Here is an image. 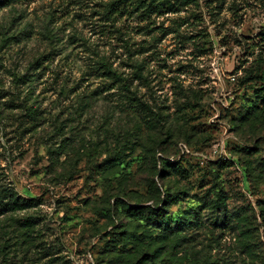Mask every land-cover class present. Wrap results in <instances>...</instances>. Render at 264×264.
Wrapping results in <instances>:
<instances>
[{"label":"rangeland","instance_id":"obj_1","mask_svg":"<svg viewBox=\"0 0 264 264\" xmlns=\"http://www.w3.org/2000/svg\"><path fill=\"white\" fill-rule=\"evenodd\" d=\"M103 55L134 98L94 70ZM96 91L79 106L77 95ZM258 95L264 0H0V183L37 203V257L15 264H116L108 246L129 251L133 232L152 241L159 220L198 211L182 264H264ZM111 132L129 133L124 162L107 170L112 158L99 150L86 162ZM61 146L53 165L48 149ZM70 149L80 161L65 180ZM162 180L190 194L154 215L147 208L157 187L162 206ZM152 257L140 264H168Z\"/></svg>","mask_w":264,"mask_h":264},{"label":"trees","instance_id":"obj_2","mask_svg":"<svg viewBox=\"0 0 264 264\" xmlns=\"http://www.w3.org/2000/svg\"><path fill=\"white\" fill-rule=\"evenodd\" d=\"M176 1L185 2L186 0ZM166 2L171 5L170 1ZM93 64L94 70L97 71L100 76L106 78L107 81H111V84H114L117 90H124L129 92V94H132L133 98L135 97L133 90L130 89L129 79L124 76V73H121L116 67H114L105 55L100 56L97 60H94ZM29 81L33 82L34 80L30 78L27 82ZM31 85L32 84H28V89L31 88ZM103 90L108 91L110 88L105 86ZM96 94H98L97 91L92 92L90 95H77V97L80 98L78 100L79 106H89L91 97ZM258 97L264 102V95H258ZM29 111L33 112L34 109L31 108ZM128 135V132L117 137H115L116 135L113 132H111L110 137L109 135H105V138L102 140V143H104L102 147H100V145L96 142L91 145L93 150H86V152L89 151L86 155V162H91V160L94 159V151L99 150V153L106 157V160L107 158L108 160L112 158L107 166V170H114L113 166L116 162H124L120 158V155H122L124 151L133 150V147L130 148L131 141L128 139ZM62 147L65 148V146H61L56 150L48 149V152L51 155V163L53 165L56 164V161H59L58 155L61 154L63 149ZM76 154L78 153L72 151L71 149L64 154L65 159L61 162L63 165L62 172L58 174V178H64L65 180L73 179L74 175H76L78 171V163L80 161V159L76 158ZM155 166L156 163L153 162V168ZM94 167L100 168L96 166V163L94 164ZM169 183L170 181L165 182L162 180V186L167 187L165 198L163 199V203L160 208H158V205L161 204L162 199L160 198L159 188L157 187L155 189L152 204L153 208H147L149 210L151 209L154 215H160L169 202L175 204L189 198L190 193L187 186L183 185L181 189L171 193L170 190L175 187H168ZM122 184L123 181H118L116 188H123ZM112 191L113 190L110 189V193ZM114 196H120V194H111L109 197ZM128 196L129 194L123 197L126 198ZM34 200L35 198L32 197L20 196L15 191L14 187H11L9 184L0 183V264H15L14 258L17 257H20L21 261L27 260L28 262L32 261L33 257H37V255L33 254L30 249L34 246V235L38 233L35 229L36 225H34V220L37 219L36 213L29 212L31 211L30 209L37 206V203ZM221 202V200H218V207L222 204ZM223 206L226 207L225 202H223ZM258 207L261 220L264 224V202L259 204ZM107 212L110 213V211ZM163 212L165 213V211ZM218 216L219 215H217L216 220H218ZM199 217L200 212L198 211L196 213H186L185 215L175 219H161L158 221L159 227L157 228L159 232L155 240L146 241V237L142 239V237H138L136 233L133 232L131 237V240L133 241L132 243H128V246H131V250H121L120 253V249H118L120 244L116 242L114 249L109 248V246L105 249L104 252H109L108 255H105V258L112 263H116L118 260L119 262L116 264H140V261L149 260L150 254L152 253V259L154 258L155 261L166 258L168 264H182L181 259L176 258V256L180 252H184L185 247H183V244L190 237L187 232L200 224L198 223ZM257 230L258 228L252 229L251 232H253V236L250 238H254V234ZM124 232L126 233V231ZM160 264H165V262L162 261Z\"/></svg>","mask_w":264,"mask_h":264}]
</instances>
